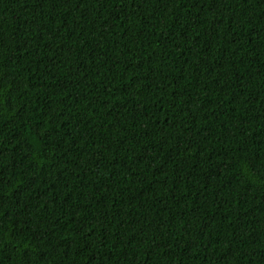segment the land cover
<instances>
[{
  "label": "trees",
  "instance_id": "16d2710c",
  "mask_svg": "<svg viewBox=\"0 0 264 264\" xmlns=\"http://www.w3.org/2000/svg\"><path fill=\"white\" fill-rule=\"evenodd\" d=\"M0 264H264V0H0Z\"/></svg>",
  "mask_w": 264,
  "mask_h": 264
}]
</instances>
